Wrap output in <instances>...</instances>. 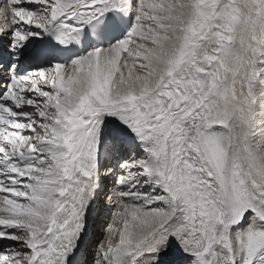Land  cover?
<instances>
[{
	"label": "snow or ice",
	"instance_id": "1",
	"mask_svg": "<svg viewBox=\"0 0 264 264\" xmlns=\"http://www.w3.org/2000/svg\"><path fill=\"white\" fill-rule=\"evenodd\" d=\"M0 264H264V0H0Z\"/></svg>",
	"mask_w": 264,
	"mask_h": 264
}]
</instances>
